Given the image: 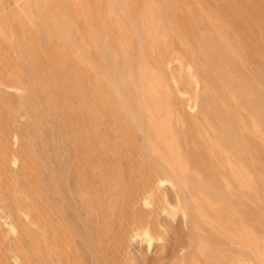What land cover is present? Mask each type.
I'll return each mask as SVG.
<instances>
[{"label":"rangeland","instance_id":"rangeland-1","mask_svg":"<svg viewBox=\"0 0 264 264\" xmlns=\"http://www.w3.org/2000/svg\"><path fill=\"white\" fill-rule=\"evenodd\" d=\"M177 58L202 78L195 113L166 76L186 85ZM0 80L22 87L0 86V208L32 218L16 238L0 218V264H16L8 246L55 264V197L76 198L103 264H264V0H0ZM146 114L170 122L189 166L173 186L154 182L168 168ZM148 189L189 219L144 206ZM144 224L161 237L152 248L135 236Z\"/></svg>","mask_w":264,"mask_h":264},{"label":"bare ground","instance_id":"bare-ground-1","mask_svg":"<svg viewBox=\"0 0 264 264\" xmlns=\"http://www.w3.org/2000/svg\"><path fill=\"white\" fill-rule=\"evenodd\" d=\"M175 62L178 63V65H184L188 72V81L186 85L183 84L180 77L177 76L173 71H170L168 74H166V76L170 81L173 82L175 92L178 93L181 97L185 98L189 109L192 110V113H195L199 105V90L201 87L202 78L197 73L192 63L184 62L180 58L175 59ZM15 82H13V84H15ZM146 83L149 84L151 88L150 91L153 92V97L148 98V105L159 107L160 105H162V99L159 95V90L157 87V84H160L159 79L154 78L151 81L147 79ZM17 85H9L8 82L0 80V86L14 91L22 90V87ZM24 88L25 87H23V89ZM145 94L146 92L144 91L142 94L143 99L147 97V95ZM145 119L147 120L146 126L142 131L154 148V152L163 159L168 168V170L165 171L166 175H157L154 179V182L157 184V186L163 185L165 183H169L173 186L174 180L182 178L189 172V166L186 162L179 161L177 157L173 155L172 145L169 141L172 125L170 124V122L165 123L163 120H160L158 117H154L150 114H146ZM151 137H153V140H151ZM10 138L14 150L11 153L9 152L10 154L8 156V161L10 162V166L18 168L19 164L21 163V155L18 152L20 141L19 132L17 130L12 131L10 133ZM3 159L4 160L2 162L5 161V158ZM73 166H77V163L74 162ZM66 178L69 185L68 192H70V194H78V202L83 207H91V204H89L88 201H86L85 198L81 195L82 179L80 177V174H76L73 182H71L70 180L71 174H67ZM55 186V189L58 191L59 183L55 182ZM141 201L142 204L148 208L165 209L166 207L164 206H167L172 210H177L186 221L189 219L190 208L180 199H178L176 203L173 204L166 198L164 200L156 198L153 190L148 189L141 197ZM75 203L77 204L75 197L69 199L55 197V264H103L101 261L102 248L101 246L95 244L93 240V238L95 237L91 236L93 234L90 229L87 233L88 227L86 225V222L81 218V214L78 215L79 222L75 220L76 217L72 212V206ZM19 207L15 206L11 209L0 208V218L3 219V223L7 226V233L15 238L19 235L21 228L25 226V219L28 220L27 222L31 221L32 219L31 213H29L30 211L28 212L26 209ZM82 228H84V232L81 231ZM135 236L140 238L141 243H144L149 248H152L156 240L161 239V237L157 235L153 228L148 224L137 226L135 229ZM6 250L7 254H12L16 264H32L31 256L25 250H22L21 248L15 246H8ZM247 264H256V262L248 261Z\"/></svg>","mask_w":264,"mask_h":264}]
</instances>
